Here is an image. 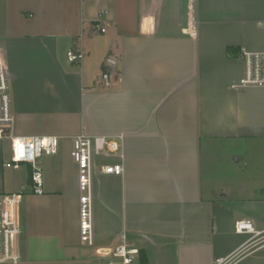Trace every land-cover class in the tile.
Wrapping results in <instances>:
<instances>
[{
    "label": "crops",
    "instance_id": "1",
    "mask_svg": "<svg viewBox=\"0 0 264 264\" xmlns=\"http://www.w3.org/2000/svg\"><path fill=\"white\" fill-rule=\"evenodd\" d=\"M242 49L264 51V12L233 0H0L12 133L60 140L37 195L0 139V192L24 195L18 264H107L97 250L124 234L148 264H213L248 239L236 221L264 230V88L239 84ZM80 134L124 143L122 175L97 159L93 246L80 241Z\"/></svg>",
    "mask_w": 264,
    "mask_h": 264
},
{
    "label": "built area",
    "instance_id": "2",
    "mask_svg": "<svg viewBox=\"0 0 264 264\" xmlns=\"http://www.w3.org/2000/svg\"><path fill=\"white\" fill-rule=\"evenodd\" d=\"M105 31L104 28L101 29ZM85 53L71 49L68 59L72 63L83 60ZM240 57L244 63V76L240 85L264 88V51L242 49ZM100 81L106 86L111 83L109 72H103ZM14 114L12 111L11 84L8 66L0 54V139L10 138L11 160L8 167L28 163L32 166V189L35 194L44 193V176L39 160L43 156L55 155L60 140L55 135L14 136L12 133ZM79 176L80 195V241L93 246V178L98 158H102L101 170L105 174L124 173L123 137L80 134L73 140L71 151ZM22 192H0V264H18L22 259L21 235L23 233ZM235 231L249 235L248 239L226 257L215 259L213 264H237L256 251L264 250V230L257 229L250 219H240L235 223ZM97 254L107 259V264H140L141 251L132 245L126 234L113 248L97 250Z\"/></svg>",
    "mask_w": 264,
    "mask_h": 264
},
{
    "label": "rangeland",
    "instance_id": "3",
    "mask_svg": "<svg viewBox=\"0 0 264 264\" xmlns=\"http://www.w3.org/2000/svg\"><path fill=\"white\" fill-rule=\"evenodd\" d=\"M220 1L225 2V0H220ZM233 1L238 2L240 6L242 5L252 10L253 9L261 10L262 12H264V0H233ZM237 264H264V250L256 251L255 253L247 256L246 258L238 262Z\"/></svg>",
    "mask_w": 264,
    "mask_h": 264
},
{
    "label": "trees",
    "instance_id": "4",
    "mask_svg": "<svg viewBox=\"0 0 264 264\" xmlns=\"http://www.w3.org/2000/svg\"><path fill=\"white\" fill-rule=\"evenodd\" d=\"M140 263H141V264H148V263H147V260H146V258H145V256L142 255V254H141V260H140Z\"/></svg>",
    "mask_w": 264,
    "mask_h": 264
}]
</instances>
